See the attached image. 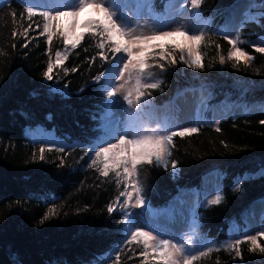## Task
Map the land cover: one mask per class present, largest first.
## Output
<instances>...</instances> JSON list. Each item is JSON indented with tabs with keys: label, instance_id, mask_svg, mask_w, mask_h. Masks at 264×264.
I'll return each mask as SVG.
<instances>
[{
	"label": "trees",
	"instance_id": "trees-1",
	"mask_svg": "<svg viewBox=\"0 0 264 264\" xmlns=\"http://www.w3.org/2000/svg\"><path fill=\"white\" fill-rule=\"evenodd\" d=\"M33 1L0 0V51L5 53L0 56V264H114L117 250H122L120 264H141L142 246L124 243L121 210L107 211L123 184L117 183L114 173L100 176L95 166L90 167L87 153L95 144L106 100L105 82L95 78L113 61L112 54L105 50L108 59L102 60L96 46L100 38L86 33L64 63L53 69V78L65 92L52 90L43 73L63 42L54 37L49 51L46 36L39 34L43 18L29 19L25 11ZM238 1L201 0L196 8L205 34L202 67L183 63L182 49L175 43L149 51L163 50L168 58L149 57L157 63L146 71L162 83L149 90L143 117L158 114L162 107L163 116L174 117L177 111L170 109L171 104L188 92L196 94L195 108L201 112L192 125L198 127L197 133L174 137L167 168L144 165L138 176L145 206L153 211H164L180 193L198 191L190 230L195 243L213 242V251L194 264H264V253L250 252V244H241L242 255L237 257L222 243L230 226L244 230L245 217L264 204V54L253 47L264 40V0H248L258 5L251 8L255 14L241 20L236 31L243 41L239 47L254 57L247 68L243 62L233 67L235 60L227 59L231 45L222 30ZM153 2L155 12L161 13L165 0ZM29 25L27 38L12 37L14 29L23 32ZM196 57L197 53L192 59ZM254 106L261 107L251 109ZM38 128L57 142L46 143ZM41 147L44 160L39 159ZM209 173L219 174L222 199L203 205L199 189ZM49 208H55V214L41 223ZM258 242L264 246V238Z\"/></svg>",
	"mask_w": 264,
	"mask_h": 264
},
{
	"label": "snow or ice",
	"instance_id": "snow-or-ice-1",
	"mask_svg": "<svg viewBox=\"0 0 264 264\" xmlns=\"http://www.w3.org/2000/svg\"><path fill=\"white\" fill-rule=\"evenodd\" d=\"M2 3V2H0ZM201 0H191L193 8H199ZM48 10L37 12L34 6H28L25 11L27 17L31 19L34 16L43 18V30L39 34L46 36L51 51L53 38L59 36L62 38L65 46L64 51L57 50L55 59L57 65H62L67 59L68 48L76 49L85 39L86 33H90L93 38L99 37V43L96 45L101 52L99 53L102 60H107L106 52L112 54L113 60L117 63L116 71L118 75L114 77L119 84H113L104 89L107 97L105 102V114L116 120V126L121 122L116 117L114 111L115 105L118 103L114 100L117 94H122L123 100L127 105L125 110L127 115L124 118V130L118 132L112 137V140L106 142V146H100L98 151H95V158L92 160L90 167L95 166L99 171L100 176L108 177L110 172L117 177V183L123 184L124 190L120 192V196L124 197L123 201H116L118 207L124 213V221L130 224L128 235L125 238V245L136 244L142 246L140 255L143 257L141 264H150V261L155 264H194L201 257H207L213 248L209 247L206 251L203 249L193 250L191 241L174 242L170 238H164L160 234H153L152 231H145L132 224L131 215L127 209L141 208L147 202L143 196V186L140 183L138 176L139 171L144 165H155L157 167L168 166V157L171 155V149L174 147V137L190 136L198 132V127H182L179 130H169L166 125H158L156 128L148 127L143 120L145 106L148 104L147 97L151 95V89H157L162 81L153 80L152 72L146 71L152 67L149 57L160 56L161 59H167L165 52H149V49L161 48V45L155 43L162 39H171L175 36H181L187 42L186 47L191 52L196 51V59L185 57L181 50L180 59L189 68L202 67L200 45L204 40V32L199 34L195 32L189 33V30L183 26L172 28L171 30L155 29L139 31L144 25L139 23L138 17L142 14L156 15L153 0H72V4L66 6L69 10L57 8L53 5H46ZM86 8L94 9L99 19L88 20L79 25L85 31L74 33L76 25V17L81 11ZM133 15H129V14ZM15 18V13L12 14ZM196 15H199L198 13ZM247 15V14H246ZM61 17L69 20V23L61 25L59 23ZM136 17L137 26L132 27L127 21ZM28 28H24L23 32L13 30L12 37L18 35L27 38ZM40 27L39 24L36 25ZM227 42L231 45L228 53V60H235L233 67H236L241 62L247 68L252 65L254 57L239 47L243 41L240 40L239 34L235 38H228ZM261 45H264L262 40ZM27 47V43L23 45ZM16 47L15 43L12 45ZM170 47V46H169ZM176 47H179L177 45ZM255 52L264 54V46L253 45ZM219 49V46H217ZM119 54V55H118ZM5 55L0 51V56ZM219 62L225 63V58L220 56ZM171 63L175 64L173 58ZM122 64V67L119 65ZM163 70V65H158ZM54 64L51 59L47 64V70L43 73L45 79H53ZM67 74V69L64 70ZM76 71L75 68L72 69ZM103 73L96 77L99 81L103 77ZM264 123V121H262ZM216 131H221L216 128ZM53 149L49 148L48 151ZM55 151L61 152L62 148H56ZM45 148L39 149V159H45ZM33 159H36L35 153ZM173 169L176 168V162H172ZM264 175V172H261ZM247 178V177H245ZM131 189V190H129ZM239 190V182L237 183ZM222 197L216 196L210 201V204L220 203ZM133 200L135 201L134 203ZM115 208L109 205L107 211L113 213ZM55 208H49L41 223L55 214ZM264 238V230L258 231L256 235H247L243 239H235L223 245L225 250H232L237 257H240L241 244L248 243L251 245L250 252H255L257 249L264 253V246L259 244V240ZM215 250H220L216 248ZM122 250H117L114 264H120V255ZM198 251V254H197Z\"/></svg>",
	"mask_w": 264,
	"mask_h": 264
},
{
	"label": "rangeland",
	"instance_id": "rangeland-1",
	"mask_svg": "<svg viewBox=\"0 0 264 264\" xmlns=\"http://www.w3.org/2000/svg\"><path fill=\"white\" fill-rule=\"evenodd\" d=\"M72 0H36L33 1L32 4H28V6H34L38 8V10L45 11L48 10L46 5H53L57 8H63L64 10H69L66 6L71 5ZM257 7L258 5H252L248 0H241L238 1L234 7L232 8V15L228 23L222 29L229 38L236 37V31L239 26L241 20L247 19L252 17L255 13V9H251ZM197 10L193 8L191 5V0H165L163 4V8L161 13H156V15H148L142 14L139 19V23L144 25L143 28L138 29L139 31H146V30H155V29H163V30H171L172 28L183 26L189 30V33L195 32L199 34L202 27V21L197 17ZM247 14V15H246ZM133 15V14H129ZM99 19L97 12L92 8H86L79 13L76 17V25L77 27L74 29V33H80L85 31L79 25L83 24L85 21L88 20H96ZM132 27L137 26V18L134 17L127 21ZM59 23L61 25L69 23L68 19L61 17ZM63 42V41H62ZM165 42L175 43L179 45L185 55L191 58H195L196 51H189L186 47V41L181 36H175L171 39H162L156 41L155 43L163 44ZM259 46H264L259 44ZM64 44L62 46L55 49L51 60L54 64V67H59L60 65L56 64L55 59V52L57 50L64 51ZM231 49V48H230ZM72 49L68 48V53ZM150 51V49H149ZM67 53V54H68ZM119 55V54H118ZM108 66H112L108 69ZM101 73H103V77L100 80L105 82L106 88L110 87L113 84H119L120 81H116L114 77L118 75L116 68L117 63L114 60L108 65ZM122 67V64L119 65ZM100 73V74H101ZM98 74L96 77L100 76ZM96 80V78H95ZM47 83L51 86V89L57 92L64 93L65 89L64 86L61 85L58 79L47 80ZM115 101L118 103L115 105L114 111L116 113V117L119 118L121 121L118 126H116V120L113 118L108 117L104 112L103 121L99 125V132L95 139V144L93 147L89 148L87 153L90 159L95 158V151L99 150L100 146H106V142L112 140V137L116 135L118 132H123L124 130V123L123 120L126 118V109L127 105L123 100L122 94H117L114 98ZM107 101V97L105 102ZM103 104V105H104ZM197 105V98L194 92H188L187 94L179 97L176 99L173 104H171V108L177 111V114L174 117L167 115L163 116L160 112L165 109L162 107L158 109L159 112L151 114L148 117H143L144 123L151 128H156L158 125H166L169 130H179L182 127H192L193 123H195V117L201 118V112H198L195 108ZM261 106H254L251 109L259 108ZM264 107V105H262ZM234 111H239L240 106L236 107ZM220 112V111H219ZM221 113V112H220ZM168 117V118H167ZM167 119V120H166ZM217 119V118H216ZM215 119V120H216ZM37 133H40L41 138L46 141L49 145H53L57 142V140L53 139V137L47 133L41 132L38 128ZM219 181V174L217 173H209L207 174L201 184V188L199 189L200 198L202 204H208L210 201L218 196V183ZM124 190V187L122 191ZM131 190V189H129ZM197 190L188 191L185 193H180L170 199L168 201L167 209L164 211H153L148 209L145 205L141 208H128L127 212L131 215L132 224L136 227L141 228L145 231H152L153 234H160L164 238H170L174 242H183L185 240L191 241V247L193 250H199L208 248L212 245L213 242H207L205 244H197L193 241V235L190 230V215L194 208L196 197H197ZM119 199L120 202L123 201L124 197L118 196L113 198L108 206L111 204L115 208V210H120L116 207V201ZM135 201L133 200L132 203ZM122 212V211H121ZM123 217L124 213L122 212ZM246 226L244 230L239 231L237 225L230 226L228 230L227 238L222 242L226 244L228 242L234 241L235 239H239L242 236L247 235H254L258 231L264 230V204L260 203L254 207L252 213L245 217ZM125 223V221H124ZM124 234L125 237L128 235V228L131 227L130 224H124ZM198 254V251H197ZM150 264H155V262L150 261Z\"/></svg>",
	"mask_w": 264,
	"mask_h": 264
},
{
	"label": "bare ground",
	"instance_id": "bare-ground-1",
	"mask_svg": "<svg viewBox=\"0 0 264 264\" xmlns=\"http://www.w3.org/2000/svg\"><path fill=\"white\" fill-rule=\"evenodd\" d=\"M110 67H112V66H110ZM110 67H108V69H109Z\"/></svg>",
	"mask_w": 264,
	"mask_h": 264
}]
</instances>
